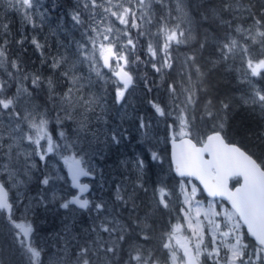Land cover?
I'll return each instance as SVG.
<instances>
[{
    "label": "snow or ice",
    "instance_id": "1",
    "mask_svg": "<svg viewBox=\"0 0 264 264\" xmlns=\"http://www.w3.org/2000/svg\"><path fill=\"white\" fill-rule=\"evenodd\" d=\"M157 2L164 14L153 17L152 0H78L71 19L83 29L85 39L83 43L74 42L75 52H71V45L59 43L55 54L46 55L49 47L47 41L41 43L33 36L30 42L40 52L41 63L48 64L53 73L59 72V80L66 82V88L60 94L56 92L58 80L28 73L19 57L9 58L11 28L9 24L0 21V69L4 70L3 75L7 77L0 78V159L4 161L0 163V170L7 174L13 186L23 184L25 181L20 177L27 175L35 167V164L29 163L31 157L38 156L44 161L48 153L61 147L53 142L48 133V114L38 111L37 106L32 103L33 92L26 82H30L33 90L46 85L48 97L45 103L51 101L59 112L64 113L63 117L57 113L58 124L62 125L64 120H74L75 114H79V138V133L87 134L92 131L91 116H96L97 120L102 119V116L96 115V109L99 107L103 111V98L86 91L91 87V79L79 73L77 63L88 64L90 73L94 72L97 77H102L99 66V60L102 59V66L107 67L115 77L112 83L116 86L115 98L119 103L124 98L125 91L133 84V76L128 69L132 64L141 62L139 56L135 60L130 59L138 43L131 36V29H135L137 37L149 39L147 63L162 80L165 70L174 67L173 47L185 45L192 49L184 56L179 73L181 79L167 85L171 105L162 107L159 103H150L160 116L177 112L176 120L170 125L173 129L172 163L175 172L181 177L199 180L210 196L226 199L230 208L224 210L222 223H214L215 234L210 236L211 247L203 244V230L198 221L200 213L197 212L196 222H193L189 210L182 209L191 234L196 238L195 245L190 242L181 243L176 238L181 225H173L171 231L163 233L161 237V248L166 254L157 255L156 249L146 245L152 239L150 233L155 230V210L169 208L167 197L171 193L161 185L154 189L151 203L142 201L138 204L137 193L147 192V189L142 177L137 176L136 181L131 183L130 192L125 191L124 195H120L121 189L117 188L116 200L120 202L119 206L109 211L104 203L93 205L101 215L95 218L89 228L90 235L84 238L83 244L76 245L78 251L72 252L74 260L68 257L66 246L63 255L48 257V264H177V261L180 264H200L201 256L211 264H264V152L258 154L257 151L244 150L234 143L226 142V113L231 105L225 99L216 100L212 97L210 86V77L216 68L221 63L234 61L237 56L248 76L264 75V0H220L218 4L215 0H204L195 6L186 4L185 0H176L174 8L167 0ZM38 5L39 0H9L8 6L21 14L24 24L37 30L43 27L45 17L44 13L37 14ZM201 9L203 13L200 12ZM194 13L199 16L197 24L200 21H217L229 31L222 38L207 31L201 34L198 27H193ZM225 15L232 19H224ZM113 18L124 26V31L114 27ZM233 20L251 23L248 27L239 23L233 28ZM153 23L157 28L155 33L142 27ZM117 33L126 38V43L121 42ZM26 39L24 37L16 43L22 45ZM197 44L198 49L194 47ZM213 44L217 59H209L204 65L199 64L198 54ZM253 47H258L259 51L253 52ZM97 51L99 56L96 55ZM73 56L76 57L75 60ZM193 72L195 79L192 78ZM13 85L15 91H12ZM145 85L151 91L147 79ZM201 94L209 97L199 116L201 123L205 120L212 121L206 131L196 125V105L200 102ZM244 102L259 106L264 111V90L254 88L250 98ZM166 108L169 110L166 111ZM140 127H146L143 120ZM177 128L179 131H176ZM92 134L96 138L100 133ZM59 135L65 140L64 150L72 152L62 159L69 169L73 187H78L82 193L87 185H81L79 179L81 176L91 175V170L86 169L81 155L84 149L79 143L70 141L64 131ZM103 135L106 140L119 144L124 133L119 129H111ZM44 139L47 140L46 148L41 145V140ZM24 141L34 146L32 152L18 150ZM257 144L258 147L264 145V133L257 135ZM151 159L159 161L161 158L158 153L152 152ZM135 167L142 172L144 161L138 158ZM52 179L53 177L44 175L39 183L48 186ZM191 191L194 196L196 187L193 186ZM52 198L57 199L55 193ZM33 199L38 204L48 203L45 194ZM17 201H20V197L10 200L7 182L0 180V213H5L9 223L18 230L15 235L29 255V264H45L43 257H47V253L30 240L33 228L27 214L32 210V205H21L24 214L23 220H19L14 218L15 212L19 211ZM184 203L190 205L191 200L186 198ZM73 204L87 209L90 201L76 195L64 200L60 207L68 209ZM103 213L107 215H102ZM205 215L209 213L206 212ZM212 215L220 217L221 213L215 212ZM244 227L254 239V244L244 242L241 232ZM173 239L175 244L172 243ZM178 250H182V255H177Z\"/></svg>",
    "mask_w": 264,
    "mask_h": 264
},
{
    "label": "trees",
    "instance_id": "2",
    "mask_svg": "<svg viewBox=\"0 0 264 264\" xmlns=\"http://www.w3.org/2000/svg\"><path fill=\"white\" fill-rule=\"evenodd\" d=\"M204 0H190V3L195 6L196 4L203 3ZM220 0H215V3H219ZM42 12L50 16V27L46 30L39 29L38 32L36 30H33L30 26L23 23L21 14L19 12L13 11L8 5L9 3L6 2V0H0V21H3L4 23H7L10 25L11 28V37L9 38L11 43L8 48V55L10 59H16L17 57L20 58V62L23 64V67L26 72L28 73H36L42 77H53L54 79L58 80L59 83L56 88L57 94L62 93L66 88V82L59 80V72L53 73L50 66L48 64H42L41 60L42 57L40 55V52L35 49V47L31 44V38L33 36H36L41 43H44L47 41V45L49 46L46 49L45 54L51 56L52 54H55L57 51V39H61L62 43L65 45H71V48H76V45L74 42L76 40L81 39L82 37V29L79 26H76L74 22L71 19V13L76 9L78 0H40ZM156 8L158 11V16L164 14V10L159 6L158 2L156 3ZM201 13H203V9L200 10ZM175 15V13H173ZM224 19H232L231 16L225 15ZM197 21H199V16L195 13L193 14V22L194 27H198L199 32L203 34L204 32H209L217 37L222 38L229 30L223 26L220 25L217 21H200L199 24H197ZM243 23L244 27H248V25L251 23V21L244 22L243 20H233V28L236 26V24ZM153 25H143L142 27L147 31L149 28L153 27ZM235 35V33H233ZM131 36L134 40H138L137 48L135 50V53L132 55V60H135L136 56L140 57L141 62H137L133 67V73H136L135 75V82L134 85L136 86L135 90V98L137 99H131L138 103V107L140 108V111L148 110V113L144 116L146 119H150L148 116H151L154 118V115L152 113V106L148 104V101L153 98L155 93L159 91V87L167 88V85L169 83V76L170 71L168 69L164 72V79H161V76L154 72V70L151 68V65L147 63L149 60V56L147 54L146 49V42L147 38L145 37H137V33L135 29H131ZM27 37V39L24 41L22 45L17 44L16 41L21 40L22 38ZM65 42V43H64ZM243 42V41H241ZM250 44L251 41H248ZM198 49V44L194 45ZM62 50V49H61ZM191 48L185 45H182L181 47H173V53L174 56L176 53H183V55L188 54L191 52ZM253 52L259 51L258 47H253ZM209 59H217V56L215 55V47L214 44L210 45L206 48L202 53L198 54V63L201 65H204L205 62ZM8 71H11V69H8ZM4 70L0 69V78H7L6 75H3ZM87 73V72H86ZM87 76L89 74L87 73ZM193 79H195V73L193 72ZM145 79L148 80L151 91H148L147 86L145 85ZM28 84V87L33 92V100H36L40 102V106L44 108L47 112H49V115L51 117V120L54 121L56 119L57 113L59 112L58 108H55L53 103L51 101H45L48 97V90L46 85H41L40 88L33 90L31 87L30 82H26ZM96 86H100V81H98V84ZM210 86H211V94L212 97H214L216 100L219 99H225L227 102L230 103V108L228 109L226 116V127H225V134H226V140L228 142L236 143L245 150L249 151H257L258 154L261 152H264V145H260L258 147L257 144V135L260 133H264V111L260 109L259 106H253L251 104H246L244 101L246 99H249L251 96V93L254 88H258L261 90H264V75L258 76V77H250L246 74L244 66L241 64L239 56L236 57V59L229 60L227 63H221L216 70L211 74L210 77ZM108 91L110 92V89L113 91L112 84H108L106 86ZM156 88V89H155ZM162 89L161 91H163ZM12 91H15V85H13ZM112 92H110L111 95ZM163 93V92H161ZM156 96V95H155ZM209 97L204 96L201 94L200 102L196 105V112L195 115L197 116L196 125L198 128H200L202 131H206L208 127L211 126L212 121L205 120L203 123L199 120V116L201 115L203 111V105L205 103V100ZM160 100V99H158ZM219 105L217 104V107ZM55 113V114H54ZM128 110L123 113L121 112L118 116L119 119H117V123L121 122L120 116L122 114H125L123 117L124 119L127 117ZM60 116H63L62 112H59ZM177 114L173 111V117L172 119H176ZM155 119V118H154ZM70 122L64 121L61 127H63L64 131L66 132V136H71L69 134L70 131ZM68 130L66 129V127ZM158 127L162 128V123L158 124ZM165 132V130H164ZM61 139V138H60ZM100 140V138L98 139ZM61 141H64L61 139ZM86 141V140H85ZM157 145H159V141L157 139H154L152 142L147 141L144 145V143H141L139 141L134 142L135 149H143V148H154L156 149ZM131 147V146H130ZM163 148L170 149L169 146L162 145ZM93 149H95V145L93 146ZM108 158H111L107 156ZM167 171H164V174ZM160 170L156 169L153 170L152 177L153 180L158 178L160 176ZM177 177L175 175L172 178V190L177 196V188H180L181 185L176 183ZM29 187V185H28ZM147 189V192L139 191L137 193L138 196L143 197L144 203H151L153 200V196L151 195L152 188H145ZM181 189V188H180ZM31 191V190H30ZM180 191V190H179ZM33 193V191H31ZM35 193V192H34ZM111 196V193L108 195ZM105 197V196H104ZM200 197H204V195L201 193ZM220 202V201H219ZM29 203H31L30 197H29ZM137 203H141V200H137ZM53 204V203H52ZM51 205V204H50ZM52 211L59 212V220L57 222L64 223L65 217L71 216V211L73 212V216L76 217L77 221L79 222V219H82L83 216H79L78 213L73 209L72 206H69L68 209L64 208H58L54 210L53 205L50 206ZM47 206L42 205L40 212V217L37 221L42 222L39 223L38 228H42L44 230L43 233L48 232L51 230L52 226L51 223L53 222L52 216L47 215ZM172 210H167V212L163 208H159L155 210L154 219V232L150 233L152 236V242H149L147 245H160L161 243V237L163 235L164 229L169 224ZM166 213V214H165ZM127 213L125 212V216ZM65 224V223H64ZM55 230V227H53ZM242 234L244 236L245 243L254 244V240L249 237L247 234L245 228H242ZM51 235V234H50ZM49 235V236H50ZM140 243H143V241H140ZM126 247V246H125ZM14 252L18 253L16 249H14L13 242L9 243L6 239L5 234V225L1 223L0 221V260L1 264H29V255H25L24 253H21L19 257H14ZM204 257V256H202ZM202 261L207 264V260L205 257L202 259ZM209 264L211 262L209 261Z\"/></svg>",
    "mask_w": 264,
    "mask_h": 264
},
{
    "label": "flooded vegetation",
    "instance_id": "3",
    "mask_svg": "<svg viewBox=\"0 0 264 264\" xmlns=\"http://www.w3.org/2000/svg\"><path fill=\"white\" fill-rule=\"evenodd\" d=\"M186 1L187 3H190V0H186ZM49 18L51 17L49 16ZM176 54L174 57L175 62H176ZM174 69H175V63H174V67L169 70L171 73V75L169 76V83H171L174 80L181 79V76L179 75L181 68H176L175 73L173 74L172 71H174ZM135 90H136V86L134 85L128 91H126L123 101L119 103L116 102V98L115 101H112V97H115L116 89L114 92L111 93L110 97H107L106 102H108L109 100V102H111L114 106L120 108L119 109L120 112H124L125 107L128 106L127 117L121 120V122L117 124H116L117 122L116 119L113 122L114 124L110 123L106 117L108 112V106H107L106 110L103 111L102 114L104 117V123L102 127L103 129L101 131L102 139H100L98 142V148L92 149L88 141L87 140L85 141V147L83 148L84 151L81 154H83L84 166L86 167V169L91 170V175L85 176L82 179V182L84 181L88 182L90 190L86 193H81L80 195L82 196L83 199L89 200L90 204H89V208L87 209L80 208L78 205L75 204L70 205L78 213V215L83 216V218L79 219L78 222L76 217L73 216V212L71 211V216L65 217L64 219L65 226L63 228V231H60L59 228L60 223L57 222L60 216L59 212H55V211H52L51 213L47 212V215L53 217L52 219L53 222L51 223L52 229L46 233H43L44 230H42L41 227L38 228L39 223L42 222L37 221L38 218L40 217L39 211L41 210L42 206H40L41 204H37L36 200L33 199L34 206H32V210L27 215L28 221L31 223L33 228V231L30 234V240L34 244V239L37 237L38 248L43 249V252L47 253V257H43L45 260V264H48V257H52L56 254L63 255V250L66 246L68 247V257H71L74 260V257L72 256V252L74 250L78 251L76 245L83 244L84 238H87L90 235L89 228L92 226L95 218L98 215H101L100 213L97 212V210L93 207V205L97 203H104L108 206L109 211H111L114 207L119 206L120 202L116 200L117 188L119 187L121 189L120 195H123L124 191L129 192L131 190V183L136 181L137 176L142 177V182L144 183L145 188H150V187L152 188L151 190L152 196L154 189L161 185L165 186L170 193L172 192V194L175 195V197L173 198L172 197L170 198V196L167 197V199L169 200V208L165 209L161 207L166 212L167 210H170V212L171 210L173 211L171 214L169 224L164 229L163 233L169 232L172 223L177 220L180 214L179 212H180V208L182 207L181 206L182 204L177 199L179 197L178 192L176 196V194L172 190V178L174 175L175 177H177L176 179L177 184L181 183V179L174 173L170 159V149L162 147V139L165 140L166 146H169L170 144L171 129H172L170 128V125H172L173 123V119H172L173 112L171 115L160 116L156 113L155 109L152 107L153 108L152 113L154 115V118L158 121L163 120L164 122L165 132L163 130L160 136L141 137L138 136V134L136 133H132L127 123L135 121V123L138 126L139 132L141 134L142 133L141 127L139 128V125L141 123V118H144V116L148 113V110L140 111V108L138 107V103L136 101L129 100V98L132 97V95L135 97L134 94ZM150 102L159 103L162 107L166 105L170 106L167 102L158 100L155 95H154V99L151 98L148 101V104L151 105ZM32 103L37 107H39V105L36 102L32 101ZM167 110L169 109L166 108V111ZM133 113L135 114V118L131 117ZM71 121H72L71 123L75 124L74 120ZM49 128L51 129L50 123H49ZM111 129H119L124 133L123 135V137L125 138L124 145L115 144L112 142L110 144L106 143L108 142V140H106V137L105 135H103V133H106ZM54 132H56V128L54 129ZM75 133H76V128H74V133H73L74 137H76ZM89 135H91V133H89ZM68 139L70 140V138ZM154 139H157L159 141V144L161 143V146H159L158 149H154V148L135 149L134 147L135 141H139L141 143H144L145 145L147 141L152 142ZM56 140L59 141V144L61 146L60 148L64 150L63 145L65 142L61 141L60 137H57ZM126 147L128 149H124ZM152 152L158 153L161 159L159 161H153L151 159ZM107 156L111 158H108ZM138 158L142 159L145 164V167L142 172L138 171L135 167V161ZM31 159L33 160V157H31ZM1 161L2 160H0V163ZM156 169H159L161 174L158 178L153 180L154 177H152L151 175L153 173V170ZM165 170L167 172L164 174ZM33 172H36V168H34ZM0 180L7 182V186L9 188V198L10 200H15V198L19 196V190L14 188L11 181H9L8 178L6 177L5 173L0 174ZM31 180L28 182L29 188L31 191H33V195H35L34 197H38L40 195L37 194L39 190L37 187H34L32 185L33 182H31ZM69 180L71 183L70 175H69ZM70 186L71 187L69 188L68 192L73 197L76 194H78V190L75 189L72 185ZM110 193L111 196L109 197L108 195ZM19 197H20V201H17V204L19 206V211L15 212L14 218L23 220V215L21 213L24 211V209L21 205L29 204V197L27 194L25 195L22 194V196L20 195ZM139 200H141V202L142 201L144 202V199L141 196H139ZM102 215H107V213H103ZM0 221L2 224L5 225V234L8 242L9 243L13 242L14 249H16V251H18L19 254L24 253L26 255L25 253L26 250L21 246V244L19 243V239L15 235V233L18 230L13 228V226L9 223L7 219V215L5 213H0ZM53 227H55V230L53 229ZM105 238L107 239V234H105ZM150 242H152V239ZM146 247L156 249L157 255L166 254L165 250L161 248V243L160 245H151V246L146 245ZM18 253L14 252L15 258L19 257ZM177 253L179 255H182V250H178ZM177 263L180 262L177 261ZM207 263H209V261H207ZM0 264H1V260H0Z\"/></svg>",
    "mask_w": 264,
    "mask_h": 264
},
{
    "label": "rangeland",
    "instance_id": "4",
    "mask_svg": "<svg viewBox=\"0 0 264 264\" xmlns=\"http://www.w3.org/2000/svg\"><path fill=\"white\" fill-rule=\"evenodd\" d=\"M6 2L9 3V0H6ZM167 2L173 8L176 5V0H167ZM156 3H157V0H152L151 15L153 17H158V11L156 8ZM185 3L188 4L186 0H185ZM39 13H43L40 0H39L38 9H37V14L39 15ZM50 21H51V19L49 18V16L45 15L44 24H43V27L41 29L46 30L47 28H49L51 26ZM113 23H114V27L116 29H119L121 32L125 30L124 26L120 25L118 21H115L114 18H113ZM149 26H151V25H149ZM193 27H194V22H193ZM38 30L39 29H37L36 31L38 32ZM149 30L152 33H155L157 31V28L154 25L153 27L149 28ZM117 35L120 38L122 43H126V38H124L122 35H120V33H117ZM84 39H85V37L83 35V29H82V37H81V39L76 40V42L83 43ZM59 43H62L61 39H57V44H59ZM148 43H149V39L147 38V42H146V46H145L146 49H147ZM61 51H63V49ZM71 52H75V48L72 47ZM96 55L99 56V51H97ZM184 56L185 55H183V53H177L176 54L175 69H174V71H172L173 74L175 73L176 68H181ZM72 58L74 60L76 59L75 56H73ZM130 59H132V56L130 57ZM102 65H103V62H102V59H100L99 60V66H100V71L102 72V77H97L94 72L90 73L89 66L86 63L85 64L77 63V68H78L80 74L84 75L86 78L90 77L91 87L86 89V91L90 92L91 94H95L97 97L103 98L101 100V104L103 106V111H105L107 106H108V112H107L106 117L110 123H113L115 119L116 120L119 119L118 116L121 113L119 111L120 108L114 106L111 102H109V100H108V102H106V101H107V97H110V92H114L116 89V86L112 83V81L115 79V77L112 75V72L109 71V69L107 67H103ZM131 67H132V65H131ZM86 72L89 74V76H87ZM177 72H179V71H177ZM134 74L136 75V73H134ZM5 79H7V78H5ZM98 81H100V86H96L98 84ZM86 82H87V80L85 81V83ZM110 83L112 84V87L114 90L112 91L110 89V92H109L106 86H108V84H110ZM162 89H164V87L163 88L159 87V91L157 93H155L156 98L162 100L163 102H167L169 105H171V99H169L167 88H165L163 91H161ZM161 92H163V93H161ZM131 99H137V98H135L132 95V97H130L129 100H131ZM32 101H34L38 104V102L36 100H32ZM112 101H115V97H112ZM40 105L41 104L39 102V107H37L38 111L47 112ZM127 109H128V106L125 107V110L123 113H125L127 111ZM135 110H137V109H135ZM103 111L99 107L96 109V115L102 116V119L97 120L96 116H91L90 119L92 121V124H91L92 131L88 132L87 134H85L83 132L79 133V138L77 135V128H78L77 122L80 119L79 114L78 113L75 114V119H74L75 124L71 123L72 122L71 120H64V121H69L71 124L70 125V131L71 132L69 133V134H71V136L68 135V138H70V141L77 142V143H79L81 148H84L85 147V140H87L88 143L91 145L92 149H93L94 145H95V148H98V142H99L98 139L99 138L102 139L101 131L103 129L102 127H103V123H104V117L102 115ZM47 114H48L47 118L49 120L50 127H51V129H50L49 123H48V125H47L48 133L51 135L53 142L55 144L60 145L59 141L56 140V138L60 137L59 133L61 131H64V129H63V127H61V124H58L56 122V119H54V121L50 119L49 112H47ZM63 115H64V113H63ZM124 115L125 114H122V116H120V120L124 119V117H123ZM131 117L135 118V114L133 113ZM148 117L150 119L141 118V120H143V122L146 125V127L141 128V130H142L141 134L139 132L138 126L135 123V121L134 122H128L127 125L129 126L132 133H136V134H138V136H141V137L160 136L162 134V131L164 130L163 120H160V123H162V129H160L158 127L159 121L154 119L151 116H148ZM65 127L68 130L67 126H65ZM55 128H56V132H54ZM74 128H76V133H75L76 137L73 136ZM139 128H140V125H139ZM27 131H28V129L25 127V132H27ZM176 131H179V129L177 128ZM93 132H97L100 134L98 135V137L94 138L93 134H92ZM89 133H91V135H89ZM65 134H66V132H65ZM85 136L87 138H85ZM124 141H125V138L123 137L119 144L124 145V143H125ZM25 143H26V141L21 143L18 150L22 151V152H32L34 146L33 145H26ZM106 143L110 144L111 141H108ZM41 145L46 148L47 147V140L46 139L41 140ZM162 145H165L164 139H162ZM159 146H161V143L159 145H157L156 149H158ZM124 149H128V148L126 147ZM73 151H75V150H73ZM71 154H72L71 151H65L59 147L56 150H54L53 152L48 153V155L46 156L44 161H41L38 156H33V160L31 159L30 163L35 164V167L31 168L30 172H28L27 175H22L20 177V179L25 181V183L18 184L16 186H14V188L19 190V196L20 195L22 196V194H24V195L27 194L28 197H30L31 205L34 206L33 198L35 195H33V193L30 191V188L27 187L28 182L32 179L31 180V182H33L32 185L34 187H37L39 190V192H37V194H40V195L45 194L46 195V199L48 201V203L46 204V206H47L46 211L50 212V210H51L50 206L55 205V204L58 208H61L60 204L62 202H64V200L69 199V197L71 196V194H69V192H68L69 188L71 187L70 186L71 183L69 180V174H68L69 169L64 164L62 157L67 156V155H71ZM81 155L83 156V154H81ZM0 160H2V159H0ZM2 162H4V161L2 160L1 163ZM34 168H36V172H33ZM3 173L4 172L2 170H0V174H3ZM44 175H48L50 177H53L52 181L50 182V184L48 186H43L39 183V181L43 178ZM6 177L8 178L7 174H6ZM180 185H181V187H180L181 189L177 188V192L179 194V197L177 199L182 204L181 205L182 207L180 208V212L178 211L180 214H179L177 220L172 223L171 228L173 225H181L179 231L176 233V238H178L181 243H189L190 242L191 245H195L196 238L194 236H192V234H191V229L188 227V220L184 218L185 217V211H182V209L189 210L190 218H193V222H196V220H195L196 214H197V212H199L200 215L198 217V221H199V224L203 230V233H202L203 234V244L207 245L208 247H211L210 236L215 234L214 223H222L223 219H224V216H223L224 210L227 208H230V207L228 205L222 203V202H219L215 198L206 197L205 200L201 199L202 197L199 196L200 187L191 178H188V180H186L185 182H181ZM193 186H195L197 189L194 196L192 195V191H191ZM27 191H28V193H27ZM53 193H55V195L57 197V199H55V200L52 198ZM124 194H125V191L123 192V195ZM171 197L172 198L175 197V195H173L172 192H171L170 198ZM186 198H189L191 200L190 205H187L184 203ZM42 205L43 204H41L40 206H42ZM206 212H208L209 215L206 216L205 215ZM215 212H220L221 216L216 217L215 215H212V213H215ZM21 214L23 215L24 211ZM210 222H213V223H210ZM64 226H65V224L60 223V225H59L60 231H63ZM221 230H223V229H221ZM170 231H171V229H170ZM241 232H242V229H241ZM172 243L175 244V239H173ZM34 244H35V246L38 247L37 237L34 239ZM25 253L27 255V252H25ZM177 255H179V254L177 253ZM201 258H202V256L200 257V263H201ZM177 264H180V263H177ZM204 264H206V263H204Z\"/></svg>",
    "mask_w": 264,
    "mask_h": 264
},
{
    "label": "water",
    "instance_id": "5",
    "mask_svg": "<svg viewBox=\"0 0 264 264\" xmlns=\"http://www.w3.org/2000/svg\"><path fill=\"white\" fill-rule=\"evenodd\" d=\"M133 85V84H132ZM132 85H130V87L132 86ZM130 87L126 90V91H128L129 89H130ZM126 91H125V94H126ZM125 94H124V97H125ZM124 99V98H123ZM123 99L120 101V102H122L123 101ZM172 132H173V129H171V136H172ZM226 142H228L227 140H226ZM235 144V143H234ZM237 146H239L238 144H236ZM239 147H241V146H239ZM242 148V147H241ZM242 149H244V148H242ZM245 150V149H244ZM173 151H174V145H173V142H172V139L170 140V159H171V163H172V153H173ZM172 166H173V170H174V165H173V163H172ZM174 173L178 176V177H181L178 173H176L175 172V170H174ZM70 177H71V175H70ZM84 176H81L80 177V179H79V183L81 184V185H87V188H86V190L84 191V192H82V193H86V192H88L89 191V186H88V184L87 183H82L81 182V179L83 178ZM189 178H192V179H194V180H196L198 183H199V185L201 186V188H202V190H203V192H204V194L206 195V196H208V197H212V196H210L209 194H208V192H207V190H204V188H203V184H201V182L199 181V180H197V179H195L194 177H189ZM72 180V179H71ZM72 186H73V182H72ZM238 186V185H237ZM74 188H76V189H78L79 190V188L78 187H74ZM79 193H81L80 192V190H79ZM77 195H79V194H77ZM215 198H220V199H222L223 201H225L228 205H230L229 204V202L226 200V199H224V198H222V197H215ZM245 229H246V227H245ZM246 231H247V229H246ZM252 238V237H251ZM253 239V238H252ZM254 240V239H253Z\"/></svg>",
    "mask_w": 264,
    "mask_h": 264
},
{
    "label": "bare ground",
    "instance_id": "6",
    "mask_svg": "<svg viewBox=\"0 0 264 264\" xmlns=\"http://www.w3.org/2000/svg\"><path fill=\"white\" fill-rule=\"evenodd\" d=\"M134 75H135V74H134ZM154 121H155V120H154ZM71 198H72V196L69 197V199H71ZM53 207H54V210H55L57 206H56V205H53ZM55 211H56V210H55ZM57 212H58V210H57Z\"/></svg>",
    "mask_w": 264,
    "mask_h": 264
}]
</instances>
